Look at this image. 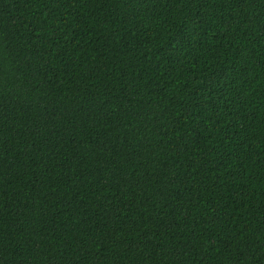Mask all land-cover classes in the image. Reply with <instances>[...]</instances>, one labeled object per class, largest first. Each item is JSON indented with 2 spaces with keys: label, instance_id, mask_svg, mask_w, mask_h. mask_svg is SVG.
Masks as SVG:
<instances>
[{
  "label": "trees",
  "instance_id": "obj_1",
  "mask_svg": "<svg viewBox=\"0 0 264 264\" xmlns=\"http://www.w3.org/2000/svg\"><path fill=\"white\" fill-rule=\"evenodd\" d=\"M0 264H264V0H0Z\"/></svg>",
  "mask_w": 264,
  "mask_h": 264
}]
</instances>
